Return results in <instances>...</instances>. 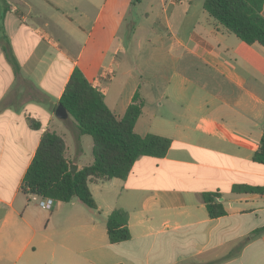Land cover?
Wrapping results in <instances>:
<instances>
[{
  "label": "crops",
  "instance_id": "1",
  "mask_svg": "<svg viewBox=\"0 0 264 264\" xmlns=\"http://www.w3.org/2000/svg\"><path fill=\"white\" fill-rule=\"evenodd\" d=\"M203 2L0 0V264H264V164L253 160L264 47L229 39ZM75 67L119 118L138 92L135 131L171 144L125 178L90 181L96 209L77 198L44 209L20 186ZM209 191L223 216H209ZM115 208L128 213L130 237L111 243Z\"/></svg>",
  "mask_w": 264,
  "mask_h": 264
},
{
  "label": "trees",
  "instance_id": "2",
  "mask_svg": "<svg viewBox=\"0 0 264 264\" xmlns=\"http://www.w3.org/2000/svg\"><path fill=\"white\" fill-rule=\"evenodd\" d=\"M264 0H204L203 8L229 32L247 44L259 43L264 47V17L261 13ZM8 7H0V31L2 18ZM15 72L19 66L12 57ZM61 104L76 124L79 135L91 136V163L72 174L69 165L73 162L65 156L66 145L55 131H44L35 154L23 176L20 189L40 197L68 202L73 198L85 206L96 209V203L88 183L96 180L125 178L133 163L140 156L163 157L171 139L147 133L138 134L134 125L139 117L143 99L138 92L132 97L122 117H117L106 104L104 95L94 87L83 72L75 67L59 98ZM39 128L37 122L31 124ZM253 160L264 164V133ZM234 191L245 193L262 192L261 186L239 184ZM218 191L203 193V201L211 218L226 214ZM128 213L122 208L113 209L106 219L108 239L111 243L130 237Z\"/></svg>",
  "mask_w": 264,
  "mask_h": 264
},
{
  "label": "rangeland",
  "instance_id": "3",
  "mask_svg": "<svg viewBox=\"0 0 264 264\" xmlns=\"http://www.w3.org/2000/svg\"><path fill=\"white\" fill-rule=\"evenodd\" d=\"M196 1L197 0H193V2ZM223 32L224 34H226L225 36H229V39L235 41L238 40V38L234 34L228 33L226 31ZM110 99H112V95L110 97H106L107 102L110 101ZM110 103L111 102H109V104ZM50 125H51L50 126L51 130L55 131L58 135H60L63 138L66 144L65 156L70 160H72L73 161L72 163H74L75 160L80 161L84 164H88L92 162L93 160L92 151H91L93 144L92 138L88 134H83V135L75 134L77 128L71 116H68L64 119L54 117L52 118ZM90 186L94 189L95 185L90 184Z\"/></svg>",
  "mask_w": 264,
  "mask_h": 264
},
{
  "label": "water",
  "instance_id": "4",
  "mask_svg": "<svg viewBox=\"0 0 264 264\" xmlns=\"http://www.w3.org/2000/svg\"><path fill=\"white\" fill-rule=\"evenodd\" d=\"M55 114L58 118H61V119H64L68 116L66 109L61 104H58V106L56 107ZM77 169H78V167L76 164L71 163L69 165V170L72 174H74L77 171ZM221 199L222 198L220 197L219 200H221Z\"/></svg>",
  "mask_w": 264,
  "mask_h": 264
},
{
  "label": "built area",
  "instance_id": "5",
  "mask_svg": "<svg viewBox=\"0 0 264 264\" xmlns=\"http://www.w3.org/2000/svg\"><path fill=\"white\" fill-rule=\"evenodd\" d=\"M53 201L54 199L50 197L37 198V204L44 209H50L53 204Z\"/></svg>",
  "mask_w": 264,
  "mask_h": 264
}]
</instances>
